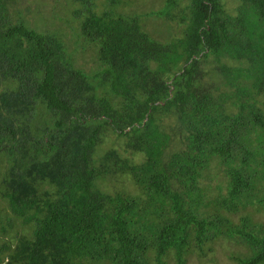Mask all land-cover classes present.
<instances>
[{
    "label": "trees",
    "instance_id": "trees-1",
    "mask_svg": "<svg viewBox=\"0 0 264 264\" xmlns=\"http://www.w3.org/2000/svg\"><path fill=\"white\" fill-rule=\"evenodd\" d=\"M22 2L0 0V264H185L221 239L264 264V0H66L67 29Z\"/></svg>",
    "mask_w": 264,
    "mask_h": 264
},
{
    "label": "rangeland",
    "instance_id": "rangeland-1",
    "mask_svg": "<svg viewBox=\"0 0 264 264\" xmlns=\"http://www.w3.org/2000/svg\"><path fill=\"white\" fill-rule=\"evenodd\" d=\"M105 1V0H98ZM135 2L132 6L128 7V10L137 9L138 11L143 10H150L157 9L159 6L162 5V0H146ZM182 3H185V1H182ZM231 1H228V5H230ZM21 7L24 8L25 6H29L31 13L29 17H34L38 11L36 8H39L40 12L43 14L42 16L47 20V26L49 28H52L55 25L61 24L63 28L67 29L65 24H63L60 20L54 19L53 14L55 11L58 12V14L62 17L66 13V0H23V2L20 4ZM101 8V7H99ZM53 22V24H51ZM146 28L150 33H153L154 36L163 39L165 36H167V26L173 28L172 34L178 35V25L174 21H168L164 18L160 17H149V19L145 22ZM88 65H93L94 62L90 59H86ZM112 135H110V140L112 139ZM213 183H216V180L213 181ZM110 189H113L115 187H120L119 184L115 182H110L107 184ZM125 186L135 192V188L131 183H126ZM256 219H260L264 221V211H261L259 213H256L255 215ZM244 248L242 245H238L234 243L233 241H229L227 239H221L219 242H217L215 249L213 252L208 254L206 257L199 258L196 255H192L188 257V260L185 264H236L234 260L231 259L230 255L238 254L240 252H243ZM168 264H176L172 259L168 261Z\"/></svg>",
    "mask_w": 264,
    "mask_h": 264
}]
</instances>
